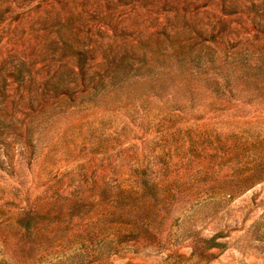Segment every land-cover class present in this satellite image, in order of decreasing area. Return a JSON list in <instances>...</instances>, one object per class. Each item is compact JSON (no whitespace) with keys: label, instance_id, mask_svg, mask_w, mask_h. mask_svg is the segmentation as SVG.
<instances>
[{"label":"rangeland","instance_id":"1","mask_svg":"<svg viewBox=\"0 0 264 264\" xmlns=\"http://www.w3.org/2000/svg\"><path fill=\"white\" fill-rule=\"evenodd\" d=\"M78 1L98 56L190 43L51 110L45 1L0 0V264H264V0Z\"/></svg>","mask_w":264,"mask_h":264},{"label":"trees","instance_id":"2","mask_svg":"<svg viewBox=\"0 0 264 264\" xmlns=\"http://www.w3.org/2000/svg\"><path fill=\"white\" fill-rule=\"evenodd\" d=\"M43 1H45L43 6L45 19L48 20L50 26L48 39L50 62L42 87L49 93L45 107L51 110L61 111L73 108L79 103L70 104L67 102L79 97L81 99L91 98L97 92L98 87L103 84L104 77L114 81L139 73L143 68L150 67L146 64L153 59L156 52L174 45L182 48L190 43V32L184 31L181 32L182 37L179 34L173 36L168 34L163 39L156 38L154 44L148 41L146 43L138 41L139 45H131L130 47L122 45L123 47L118 50L110 48L98 56L96 49L89 46L86 37L81 35L83 24L80 22L83 21L84 16L80 10L81 4L78 3L79 1ZM122 4L125 6L131 4V2H123ZM132 4L138 5V10L142 8L137 0L132 1ZM220 7L221 11L228 15L241 13L245 8L242 3H224L223 1ZM96 12L101 15V18L111 17L110 13L107 14V12L97 7ZM255 20H257L255 17L250 18V22L259 26L260 20ZM94 27L99 31L101 30V32L113 29L105 21L99 22ZM112 39L115 40V38ZM173 39L177 41L176 44H172ZM97 60L100 61L95 64ZM96 65H104V71L102 74L97 73V78H95L96 73L91 71ZM23 225L28 228V221L23 222ZM206 242L211 247L217 244L213 237L206 240Z\"/></svg>","mask_w":264,"mask_h":264}]
</instances>
